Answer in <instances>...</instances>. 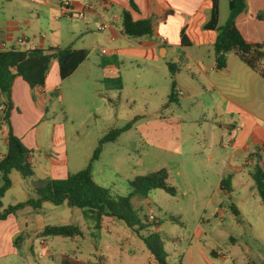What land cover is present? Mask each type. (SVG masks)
<instances>
[{"label": "rangeland", "instance_id": "374dc122", "mask_svg": "<svg viewBox=\"0 0 264 264\" xmlns=\"http://www.w3.org/2000/svg\"><path fill=\"white\" fill-rule=\"evenodd\" d=\"M42 21L48 34L57 29L54 22ZM61 25L56 38H71L65 43L87 49L86 69L64 81L58 78L59 85L46 94L49 113L35 105L43 100L33 94L31 106L21 102L18 109H11L9 121L31 152L34 169L32 178L23 179L20 174L18 178L33 189L35 183L47 179L50 157L53 164L65 166L69 173L80 172L91 162L103 137L133 123L116 141L103 146L99 160L92 163L91 175L96 185L119 198L130 194V182L135 178L167 172V184L175 190V196L158 189L147 198H132L131 204L141 224L152 223L151 217L160 222L158 228L147 231L160 235L168 263L264 264V206L250 176L253 168L234 172L242 183L234 184L232 198L218 187L220 179L230 173L224 170L223 157L229 149L219 147L220 131L212 117L204 115L211 107L210 96L205 94L194 106L189 101L163 104L164 81L153 82L147 75V63L130 68L128 62L120 61V56L110 57V51L121 45L119 41L109 44L100 31L81 36L85 23L77 19H62ZM94 46L96 50H92ZM103 50L109 53L104 55ZM109 65L124 73L122 91H114L100 81L101 68ZM175 65L183 79L191 82L192 75H186L184 61L178 60ZM87 68L91 70L90 77ZM17 99L21 100V96ZM3 130L0 120V155L8 149ZM215 151L216 160L208 162V156ZM23 199L18 185L8 193L4 204L13 205ZM232 205L240 212L238 216ZM46 213L52 224L78 225L83 211L47 203L41 219ZM136 230L122 221L105 218L100 229L90 228L82 239L47 237L43 248L41 239L33 237L32 251L21 248L18 257L2 259L0 264H62L65 257L83 264H156Z\"/></svg>", "mask_w": 264, "mask_h": 264}, {"label": "crops", "instance_id": "0c3cea01", "mask_svg": "<svg viewBox=\"0 0 264 264\" xmlns=\"http://www.w3.org/2000/svg\"><path fill=\"white\" fill-rule=\"evenodd\" d=\"M67 1L0 0V51L12 49L47 50L68 47L87 51L85 47H78L76 43H65L69 42L71 38L68 41L60 37L56 38L57 30L63 28L62 19L84 21V34H81L84 37L93 35L94 31H100L99 27L106 24L107 28L100 31L104 32L102 35H105L106 41L109 44H114L117 41L121 43L120 46L110 51V57L120 56V61L128 62L130 68L147 63L149 68L147 75L152 78L153 82L158 81L157 79L164 81L162 83L166 91L162 96L166 102L164 101L163 104H172L169 102V97L173 83L175 84L173 100L177 104L180 101H189L194 106L201 103L205 94L210 96L211 107L204 115H210L217 130L220 131L222 141L219 147L223 150L229 149L223 156L226 166L224 170L230 172L227 178L230 180L231 193L224 192L226 195L232 198L234 184L239 186L242 183L234 172H240L244 167L254 169L257 164L264 168V79L247 67L234 53L225 54L226 67L224 69L217 68V58L223 54L217 55L214 51L218 33L204 29L210 19L213 0H134L138 12L131 9L129 0H70L69 13L63 7ZM245 2L246 9L236 18V27L248 43L264 44V0H245ZM218 3L219 25L224 26L230 16V0H218ZM124 11L131 12L135 21L150 19L154 28V36L150 39H131L123 35L122 14ZM80 12L85 13L82 20L76 16ZM42 18L54 22L57 29L48 34L45 31L47 28H44ZM183 30L191 43L189 47L182 46L181 33ZM20 41L24 44L21 45ZM96 49V46L92 48V50ZM108 53L103 50L104 55ZM178 60L184 61L183 68L186 75H192L191 82L183 79L181 71L174 76L171 74L169 66H174ZM87 61L74 74L86 69L84 67ZM101 69L103 75L100 81L119 79L122 82V89L112 88V90L122 91L124 73L114 65L104 66ZM90 75L91 70L87 68V76L90 77ZM58 78V63L54 60L44 87L31 89L23 80L17 79L12 89V108L20 107L21 102L26 103V106H31L30 97L33 94L37 99L43 100L40 105L39 101L35 105L49 113L45 104L46 94L59 85L60 78ZM19 95L21 100L17 99ZM11 129L14 135L20 139L12 121ZM3 136L8 148L5 132H3ZM35 140V144L38 146L36 136ZM6 153L7 151L0 155V160ZM216 157V151L212 152L208 156V162L216 160ZM53 161L54 159L50 157L48 166L45 167L47 179L58 180L57 177L65 179L68 174H72L65 166H57L53 164ZM31 163L33 165L32 159ZM15 173L17 172L14 171L10 175L13 185L2 199L3 209L10 206L4 204V200L8 193L15 189V186H20V192L24 196L20 202L26 201L32 195V188L18 178L19 173ZM250 176L252 177V175ZM227 178L220 179L218 186L220 191H222V180ZM1 184L0 178V186ZM20 202L16 201L13 205ZM46 207L47 203L39 211L27 207L15 215L8 216L5 220H0V260L18 257L21 248L24 247L32 251L33 237L41 239L40 244L43 248L47 245V237H42L43 230L47 226L59 225L50 223V215L46 218L49 213L45 214V219H41V214L44 213ZM81 214L78 225L69 224L80 227L84 234L83 237L75 239L87 237L91 227L85 221L83 213ZM190 254L191 260L194 262L192 245ZM204 259L209 262L206 256Z\"/></svg>", "mask_w": 264, "mask_h": 264}, {"label": "trees", "instance_id": "16d2710c", "mask_svg": "<svg viewBox=\"0 0 264 264\" xmlns=\"http://www.w3.org/2000/svg\"><path fill=\"white\" fill-rule=\"evenodd\" d=\"M133 11L138 12V7L134 0H129ZM245 0H230V16L224 26L219 25L220 9L218 0H213L210 19L205 24L204 29L216 31L218 33L214 44V51L218 55L217 68L226 67L225 54L234 53L247 67L260 75L264 79V44L248 43L236 27V18L245 11ZM122 32L131 39H150L154 36V28L150 19L135 21L131 12L124 11L122 14ZM181 43L183 47H189V42L184 30L181 33ZM88 52L84 49L74 50L68 48H50L0 51V102L5 105L3 114L4 130L8 149L6 155L0 160V220L7 219L10 215H15L27 207L35 211L43 208L45 203H50L56 207L67 205L69 208L83 211L85 221L90 228L100 229L104 218H113L122 221L128 228L135 230L140 239L145 244L150 255L156 264H169L164 251L163 241L157 232L147 231L151 227L158 228L160 222L153 220L150 224H141L136 218L132 208L131 199L138 196L147 198L154 190H163L175 196V190L167 184L168 176L165 170L144 177H137L130 182L131 192L126 197L113 198L107 190L96 185L91 175L92 163L99 160L103 146L116 141L121 134L128 131L133 123L127 124L124 128L116 129L103 137L93 154L92 160L86 169L68 174L65 179H46L33 185L32 195L24 202L10 205L3 209L2 199L12 188L10 175L18 172L23 179H30L34 176V169L31 163V152L22 144L11 129L10 111L12 89L17 79L23 80L31 89L44 87L52 62L58 63L59 78L61 81L71 77L75 71L87 60ZM171 74L174 76L178 72V67L169 66ZM107 86L111 89L121 90V80H107ZM173 88L169 102L174 103ZM252 177L255 188L264 206V168L257 164L253 169ZM229 178L222 180L221 189L231 193L229 188ZM233 213L238 216L239 212L234 205L231 206ZM91 223V224H90ZM142 232V234H140ZM80 227L74 225L47 226L42 237H64L75 239L83 237ZM214 256L215 253L211 252ZM62 264H83L65 257Z\"/></svg>", "mask_w": 264, "mask_h": 264}, {"label": "built area", "instance_id": "2783aa9c", "mask_svg": "<svg viewBox=\"0 0 264 264\" xmlns=\"http://www.w3.org/2000/svg\"><path fill=\"white\" fill-rule=\"evenodd\" d=\"M70 0H68L64 5H63V7H64V9L66 10V11H68V13L70 12ZM85 13L84 12H80V13H77L76 14V16H77V18L78 19H84V15ZM107 28V25L105 24V25H102V26H100L99 27V30L100 31H103V30H105ZM20 44L21 45H23L24 44V42H22V41H20ZM4 110H5V105L3 104V102H0V112H1V121L4 123V121H3V114H4ZM151 220L153 221V220H155V218L154 217H151Z\"/></svg>", "mask_w": 264, "mask_h": 264}, {"label": "water", "instance_id": "95a60500", "mask_svg": "<svg viewBox=\"0 0 264 264\" xmlns=\"http://www.w3.org/2000/svg\"><path fill=\"white\" fill-rule=\"evenodd\" d=\"M223 53V52H222Z\"/></svg>", "mask_w": 264, "mask_h": 264}]
</instances>
